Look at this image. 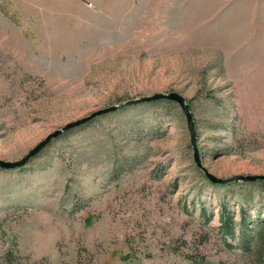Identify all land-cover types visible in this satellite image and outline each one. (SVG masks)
I'll return each instance as SVG.
<instances>
[{
  "label": "rangeland",
  "instance_id": "rangeland-1",
  "mask_svg": "<svg viewBox=\"0 0 264 264\" xmlns=\"http://www.w3.org/2000/svg\"><path fill=\"white\" fill-rule=\"evenodd\" d=\"M171 93L209 173L264 175V0H0V160ZM261 182L212 184L179 104L121 108L0 168V264H264Z\"/></svg>",
  "mask_w": 264,
  "mask_h": 264
},
{
  "label": "water",
  "instance_id": "water-1",
  "mask_svg": "<svg viewBox=\"0 0 264 264\" xmlns=\"http://www.w3.org/2000/svg\"><path fill=\"white\" fill-rule=\"evenodd\" d=\"M159 100H171L180 105L181 109L183 110V113L185 114L186 120H187V127H188L189 134H190V141L193 146L194 160H195L196 166L199 170H201L205 174V176L208 178V180L212 184L224 185V184H228L231 182H249L250 183V182L264 181V175H236L230 178H220V177H217L209 173V171L201 163V156H200L199 148L197 145V133L195 130V124L193 121V115L191 112L190 105L187 104L186 99L178 93H171L169 95L156 94L150 97H143V98H138L135 100H129L120 105L110 106L108 108L94 112L80 120L70 122L66 124L64 127H62L61 129L50 134L47 138H45L43 141L37 144L21 160L14 161V162H6V161L0 160V168L1 169H17V168L26 166L29 163V161L33 157H35L37 154H39L50 142H52L53 139L58 138L65 132H68L77 127L87 124L88 122L95 119L96 117L102 116L109 112H113V111H116L118 109L125 108L128 106L150 103V102H155Z\"/></svg>",
  "mask_w": 264,
  "mask_h": 264
},
{
  "label": "trees",
  "instance_id": "trees-1",
  "mask_svg": "<svg viewBox=\"0 0 264 264\" xmlns=\"http://www.w3.org/2000/svg\"><path fill=\"white\" fill-rule=\"evenodd\" d=\"M163 102L170 103L173 101L163 100ZM261 183L264 184V182H261ZM242 202H245L246 204L253 205L252 201L250 200V196H247V195L243 197ZM240 211L242 213V216H241L240 220H237L235 212H230L225 205L220 206L219 231L222 235L234 237L236 229L239 227L242 231L241 237H243V239L245 241L247 238L246 234L248 233L250 228H248V224L246 223V219H247L246 211L243 208H241ZM202 214L205 215L204 211L202 212ZM260 220H256V221H254V223H255V226L257 227L256 231L260 235L262 245L264 247V222H262L263 220L262 221H260ZM245 244L246 243L244 242V245ZM246 248L249 249V245H246ZM7 259H9V264H14L10 258V254L8 255Z\"/></svg>",
  "mask_w": 264,
  "mask_h": 264
},
{
  "label": "crops",
  "instance_id": "crops-1",
  "mask_svg": "<svg viewBox=\"0 0 264 264\" xmlns=\"http://www.w3.org/2000/svg\"><path fill=\"white\" fill-rule=\"evenodd\" d=\"M53 2V1H52ZM46 6H42V8H45ZM49 8L50 9H52L53 10V14H55V13H59V11L57 10V5H56V3L54 4V3H52V5L51 6H49ZM38 13H40V14H45V11L42 9V10H40V9H38Z\"/></svg>",
  "mask_w": 264,
  "mask_h": 264
}]
</instances>
